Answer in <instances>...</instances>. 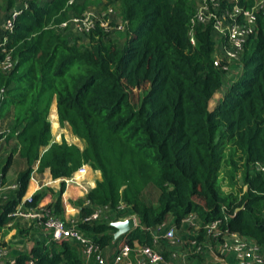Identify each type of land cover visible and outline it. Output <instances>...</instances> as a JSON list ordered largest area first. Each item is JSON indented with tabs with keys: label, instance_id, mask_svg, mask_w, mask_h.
<instances>
[{
	"label": "trees",
	"instance_id": "trees-1",
	"mask_svg": "<svg viewBox=\"0 0 264 264\" xmlns=\"http://www.w3.org/2000/svg\"><path fill=\"white\" fill-rule=\"evenodd\" d=\"M67 1L27 0L5 44L14 67L0 71L5 89L0 117L11 115L6 138L14 137L17 144L1 168V181L14 153L25 168L16 176V190L0 204V246L6 244L2 230L13 220L8 214L24 196L35 165L38 172L48 168L53 178H64L88 164L101 179L86 193L89 204L76 203L77 227L100 248L111 244L115 228L109 222L116 219L81 220L94 206L116 209L124 203L137 225L116 240L120 245H152V227L170 217L178 227L193 212L201 224L222 218V229L250 237L264 249V172L251 171V164H264L263 18L257 35L244 45L236 80L211 108L223 87V72L213 65L210 25H196L190 41L191 0H106L116 3L126 22L122 47L100 28L87 35V45L59 33L58 25L87 5V0ZM253 3L240 0L248 7ZM3 56L0 52V60ZM48 114L53 132L58 118L85 141L83 149L64 139L51 142ZM226 145L229 184L236 185L239 171L242 180L229 192L218 184ZM148 184L159 191L155 204L142 197ZM64 187L61 182L49 204L58 216ZM43 194L35 192L25 205L35 206ZM198 232L201 239L202 228ZM30 260L84 264L75 244L48 235L6 264Z\"/></svg>",
	"mask_w": 264,
	"mask_h": 264
},
{
	"label": "built area",
	"instance_id": "built-area-1",
	"mask_svg": "<svg viewBox=\"0 0 264 264\" xmlns=\"http://www.w3.org/2000/svg\"><path fill=\"white\" fill-rule=\"evenodd\" d=\"M67 3L71 4L73 0H68ZM26 8L27 4L23 7H13L3 19L2 36L0 38V52L4 53L2 60H0V71L3 73H9L14 67L10 50L5 47V44L8 41V34L14 30L16 18ZM193 8L194 11L189 21L191 43H194L193 34L196 25H210L214 42L213 65L223 72V79L230 78L233 73L236 77L240 72L244 45L250 37L257 35L259 16L264 20V0H254L250 7L241 5L240 0H194ZM115 16H119V13L113 4H109L103 11L86 9L79 15H72L61 22L57 28L83 35H88L95 29L100 28L103 34L109 35L111 31H123L126 26V22L121 17L115 21ZM235 77H232L231 82L234 81ZM4 91V87H1L0 104L4 98ZM7 135L8 131L4 128L3 120L0 117V147ZM86 169L87 164L78 167L70 176L64 178L65 185L74 183L85 189L81 178ZM251 171L263 173L264 164L261 162L251 164ZM34 172H36V166L33 167L29 180H34L37 184L36 190H38L41 185L35 180ZM17 187L16 182H2L0 171V204L7 198L4 191L16 190ZM32 195L21 198L20 203L8 214L13 217V220L6 227L12 226L19 219L26 221L28 226L42 228L53 241L69 240L75 244L83 261L93 260L96 264H174L166 260L163 251L155 246L159 239H164L171 244L179 242L173 227L167 228L162 235L153 234L152 245L133 244V246H129L128 244H122L112 258L106 259L102 253V248L78 229L77 223L80 218L67 221L56 215L49 205L40 202L35 206L28 207L25 202L31 201ZM86 204H89L88 201ZM128 208L124 203H119L116 209H112L108 205L94 206L92 212L81 221L124 220L130 216H133L136 221L134 214L125 213ZM222 222V218H218L201 224L196 213L192 212L186 215L181 223L198 226L196 234L187 240V243L191 246L190 253L204 255L210 252L217 255V252L223 254L232 251L235 253L238 264H263V247L250 237L222 229ZM161 226L159 225L158 228L160 229ZM200 228L203 230V235L201 239H198ZM5 242V245L0 246V264L13 261L11 250L7 241ZM132 253H134V261L131 259ZM172 255L174 256V254ZM28 264L35 263L30 260Z\"/></svg>",
	"mask_w": 264,
	"mask_h": 264
},
{
	"label": "crops",
	"instance_id": "crops-1",
	"mask_svg": "<svg viewBox=\"0 0 264 264\" xmlns=\"http://www.w3.org/2000/svg\"><path fill=\"white\" fill-rule=\"evenodd\" d=\"M82 1V0H80ZM102 3V7L100 9L96 8L95 5H91L86 9L90 10H96V11H103L107 8L109 4H106V0H100ZM6 4V3H4ZM3 4V5H4ZM112 4V3H111ZM116 5V3H113ZM13 7H18V6H12L8 5L7 9L8 11L13 8ZM117 7V5H116ZM85 9V10H86ZM117 12L119 13L118 7H117ZM8 13V12H7ZM6 13V15H7ZM5 15V16H6ZM121 15L119 13V16H115V21L120 19ZM5 18V17H4ZM3 18V19H4ZM3 22V20H2ZM2 22L0 23V38L2 36ZM122 31V30H121ZM114 33H118L120 31H113ZM52 105V104H51ZM51 108V106H50ZM3 120V125L4 128L8 131V134L10 133V128L8 124L11 122V115H8L7 117H1ZM50 124H51V120ZM57 123H58V128L56 132H53L52 126H51V142H60L62 135L66 137L67 143L69 144H75L77 145L80 149H83L85 146V141L76 135H74L68 124H65L68 129L70 130V136L67 135V130L62 127H60V124L58 122L57 118ZM62 129V130H58ZM17 144V141L14 137L6 138L1 147H0V171L2 166L4 165L6 158L8 154L11 152V150L15 147ZM44 149V148H42ZM16 166H18V171L14 172L12 169ZM36 166V165H35ZM37 167V166H36ZM25 168V162L22 158H20L17 153H14L12 157V162L10 167L8 168L6 174H5V179H7L8 174L11 172L15 173V181L16 182V176L19 171L23 170ZM35 180L38 182V184L41 185V188L37 189V184L34 182V180H29L26 188V192L24 196H29L34 194L36 191H43V197L40 200L41 204H51L52 202L55 201L61 182H64V178H53L50 174L49 169H45L42 172H34L33 173ZM101 179V173L99 170L93 169L91 166L87 164V169L85 174L82 176L81 181L84 184V188L81 186L71 183L68 185H65L64 191L61 194V201H62V207L63 211L60 214V217L65 219V220H77L79 219V208L77 202H82V204H86L87 200L85 198L86 193L89 189L93 188L98 180ZM6 181V180H5ZM7 183V181H6ZM9 194L12 193L11 190L8 192ZM137 222V220H136ZM14 225L10 226L11 228L9 229V232L6 236H4V241H7L11 239L12 242L16 239V237H11L16 234V229L13 227ZM36 227V226H34ZM173 227L174 228V233L176 238L179 239L178 243L171 244L170 242L165 241L164 239H159L158 242L155 244V246L163 251V255L166 260L171 261L174 264H238L237 263V258L235 256V253L232 251L225 252L223 254H219L218 252L216 253L217 255H214V253L207 252L204 255H193L190 253L191 251V246L187 243V240L190 237H193L196 234V231L198 229V226H193L188 223H181L178 227H174L172 225V218L170 217L165 223L162 224L160 229L158 226L152 227L151 232L154 235H162L164 231L169 228ZM39 231V236H33V234H30L32 241H26L25 238L22 235H19V232L16 234L19 236V239L14 242V248L15 252L14 255L11 257H15L17 253L20 252H28L31 247L34 245V243L37 240H40L44 238L47 234L43 231L42 228L36 227ZM29 236V235H28ZM25 245V248H23V245ZM138 243H134V245H137ZM120 246V240L111 242V244L107 245L106 247L102 248V253L106 259L112 258V256L115 254L117 249ZM174 254V256L172 255ZM12 258V259H13ZM131 259L134 261V253L131 254ZM13 262V261H12ZM84 264H96L93 260L89 261H83Z\"/></svg>",
	"mask_w": 264,
	"mask_h": 264
},
{
	"label": "rangeland",
	"instance_id": "rangeland-1",
	"mask_svg": "<svg viewBox=\"0 0 264 264\" xmlns=\"http://www.w3.org/2000/svg\"><path fill=\"white\" fill-rule=\"evenodd\" d=\"M83 1V0H82ZM191 2L194 4V0H191ZM6 3V4H4ZM4 4V5H3ZM25 4H27V0H13L12 1V6H18V7H23ZM91 5H95L96 8L101 9L102 7V3L100 0H87V5L85 7L88 8L89 6ZM115 6V9L117 10V7L115 4H113ZM7 6H8V0H0V23L2 22L3 18L5 17L6 13L8 12V9H7ZM74 15V13H70V16ZM58 29V28H57ZM59 30V29H58ZM59 33L65 35L69 40H77V42L79 44H88L89 42V39H88V36L87 35H83V34H79V33H76L74 31H62V30H59ZM108 39H112L118 46L122 47L124 42H125V39H126V28L123 30V31H120L118 33H114L113 31H111V33H109L108 35ZM238 76V74H237ZM237 76L235 77V74L233 73L232 76L230 78H225L223 79V87L222 89L217 93L216 96H214V98L212 99L211 103H210V107H214L217 102L220 100L222 94L224 93V91L228 88L229 84L231 83L232 81V77H235L233 80H235L237 78ZM138 93H139V90H134L132 92V95H131V100L134 104L137 103V100H138ZM49 113H50V110H49ZM48 119L50 120V117H49V114H48ZM50 127H51V124H50ZM60 127L64 128L67 130V135L70 136V130L68 129V127L66 125L64 126H61ZM58 130H62V129H58ZM64 139L65 141L68 140L66 139V137L64 135H62V138L61 140ZM60 140V141H61ZM67 142V141H66ZM230 146L229 145H226L225 149H224V159H223V162H222V165H221V168H220V173H219V176H218V184L221 188L222 191L224 192H229L231 190H234L236 191L238 188L241 187L242 185V180H241V171H239L237 173V177H236V185L235 186H232L229 184V181H228V178H227V171L229 170V164H228V156H229V153H230V150H229ZM238 156L235 155L234 158H236ZM18 166H16V168L14 167L12 170L14 172H17L18 171ZM10 173L8 174L7 176V179H5L7 181V183H11L12 181H15V173ZM4 181V182H6ZM243 190L245 189V187H243ZM9 190L7 191H4V193L6 194V196L9 195ZM158 189L153 186L152 184H148L146 186V188L144 189L143 193H142V197L145 199V201H147L148 203H151V204H155L156 203V199H157V196H158ZM1 199V197H0ZM16 229V234L19 232V235H22L26 241H32L31 239V236L30 234H33V236H39V231L38 229H36V227L34 226H28L27 225V222L26 221H23L21 219L19 220H16V222L13 224ZM11 227H5L3 230H2V233L4 236H6L9 232V229ZM13 235L11 237H16V239L14 240V242H16L18 239H19V236L17 235ZM29 235V236H28ZM14 242L11 241V239L8 240V247L10 248L11 250V256L14 255V252H15V248H14ZM23 245V248H25V245ZM13 258V257H11Z\"/></svg>",
	"mask_w": 264,
	"mask_h": 264
},
{
	"label": "water",
	"instance_id": "water-1",
	"mask_svg": "<svg viewBox=\"0 0 264 264\" xmlns=\"http://www.w3.org/2000/svg\"><path fill=\"white\" fill-rule=\"evenodd\" d=\"M109 224L115 228L112 242H115L122 235L127 234L137 225L133 216H130L124 220H114L109 222Z\"/></svg>",
	"mask_w": 264,
	"mask_h": 264
}]
</instances>
